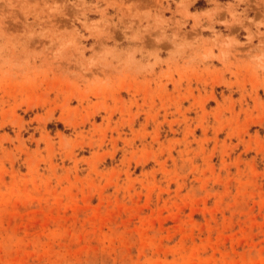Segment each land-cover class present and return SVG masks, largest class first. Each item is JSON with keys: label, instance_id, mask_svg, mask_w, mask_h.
Segmentation results:
<instances>
[{"label": "rangeland", "instance_id": "1", "mask_svg": "<svg viewBox=\"0 0 264 264\" xmlns=\"http://www.w3.org/2000/svg\"><path fill=\"white\" fill-rule=\"evenodd\" d=\"M0 264H264V0H0Z\"/></svg>", "mask_w": 264, "mask_h": 264}]
</instances>
